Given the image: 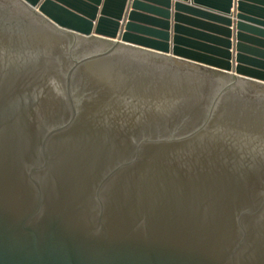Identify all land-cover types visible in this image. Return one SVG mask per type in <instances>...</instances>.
<instances>
[{
    "label": "water",
    "instance_id": "1",
    "mask_svg": "<svg viewBox=\"0 0 264 264\" xmlns=\"http://www.w3.org/2000/svg\"><path fill=\"white\" fill-rule=\"evenodd\" d=\"M0 264H264V0H0Z\"/></svg>",
    "mask_w": 264,
    "mask_h": 264
}]
</instances>
